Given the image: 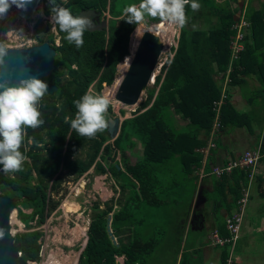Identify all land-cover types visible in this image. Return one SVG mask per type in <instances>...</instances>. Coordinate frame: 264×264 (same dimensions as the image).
<instances>
[{
    "label": "trees",
    "instance_id": "trees-1",
    "mask_svg": "<svg viewBox=\"0 0 264 264\" xmlns=\"http://www.w3.org/2000/svg\"><path fill=\"white\" fill-rule=\"evenodd\" d=\"M138 1L68 0L63 3L62 0H56L58 6L62 4V7L70 9L74 16L81 10L109 9L113 18L109 20L108 29L86 31L84 45L79 49L67 42L66 33L61 32L56 25L60 44L55 45L54 38L50 37L57 54L55 66L46 83L57 85V90L52 94L46 93L38 105L44 124L26 130V141L32 139V147L27 151L30 163L25 161L22 170L13 172L12 177L0 170V190L3 191L7 186L11 197L21 198V201L16 200L20 218L26 226L31 227V221L37 215H40L38 223L44 219V203L47 199L45 189L48 187L45 182L56 176L53 184L59 186L62 180V173L59 175L61 163H64L68 174L78 177L87 172L98 156L105 162L97 161L96 165L105 172L109 157L116 152L121 154L119 162L124 163L125 169H120L118 162L109 165V169L122 193L127 191L124 205L120 210H115L113 206L98 209V204L94 205L97 210L93 213L87 243L78 264H115L117 254L126 256L125 264H149L148 256L155 245L150 236L160 234L162 239L159 237L158 240L161 243L164 241L165 223H172L171 218L177 219L182 212L181 205L176 201H183L192 192L189 193L186 185L193 179L189 176L192 166L197 168L201 165V148L205 146V140L200 138V133H209L215 118L220 129H231L250 126L252 118L258 115L257 112L237 109L231 103L228 91L217 110L230 60L227 86L240 88L243 96L247 97V81L241 76L256 74L259 87L252 90L248 97L251 103L264 105V10H253L251 6L248 8L246 31L239 39L242 48L231 58L230 45L236 23L231 0L227 4H220L216 0H196L199 4L202 2L203 9L208 7L216 15V22L208 29L190 28L188 19L196 11L191 9L190 4L185 6L187 22L180 30L178 47L172 60L163 65L154 86L146 88L147 95L140 101L135 114L121 122L120 132L113 142L104 145L111 138L108 129L97 133L94 139L79 136L71 127V120L76 118L77 113L74 101L87 93L93 83H96L98 90L104 84L113 83L118 63L129 53L130 34L136 26L125 21L127 17L123 9ZM43 8L46 14L51 13L50 0L44 1ZM40 42L44 40L40 39ZM207 61L216 64L215 73L210 70ZM61 66L67 69L68 77H63L65 71L60 69ZM215 74L220 76L214 77ZM170 105L179 110L180 117L188 120L186 126L175 127L170 116ZM109 109L111 111L110 105ZM66 117L68 122H65ZM108 118L109 114H106ZM138 138L142 143L140 156L136 163H129L126 152L136 149ZM85 147H88L86 158L72 159L79 149ZM20 151L25 155L23 144ZM261 151L264 155V134ZM206 170H210V165ZM248 171L236 168L230 174L214 178L213 191L216 192L217 206L221 208L223 204L227 209H232L231 206L238 209V200L243 195L242 188L249 181ZM165 174L169 182L163 179ZM33 180L36 185L31 187ZM263 187L261 192H264ZM228 190L233 198L229 202L226 199ZM168 194H171V200L166 196ZM165 199L171 205L175 202L174 206L177 207L163 204ZM23 206L32 208V212L23 213ZM163 211L168 213L165 218ZM199 212L197 210L195 214L194 225L200 221ZM110 213L114 229L112 234L117 238V243L113 242L108 230L107 216ZM222 235H229L226 228ZM40 236L41 232L37 230H29L17 236L18 243H21L23 262L31 264V261L39 259ZM228 244L223 247L220 264H230L228 257L231 249L226 247ZM184 254L187 256V253ZM193 260L188 258L180 264L200 263V260Z\"/></svg>",
    "mask_w": 264,
    "mask_h": 264
},
{
    "label": "rangeland",
    "instance_id": "rangeland-1",
    "mask_svg": "<svg viewBox=\"0 0 264 264\" xmlns=\"http://www.w3.org/2000/svg\"><path fill=\"white\" fill-rule=\"evenodd\" d=\"M63 3L67 2L68 0H62ZM218 3H226L228 0H216ZM44 2H42L39 5V10L35 14V16L29 20L27 19H20L17 18L16 20L12 19L9 22L5 23L3 26H0V45H4L6 47H31L36 44H40V39H43L44 41L50 42V37H53V43L55 45H59V35L57 34L56 25L52 23V13L46 14L44 12V15H40V9L43 7ZM201 6L202 2L200 3ZM230 5L233 8V14L234 19L236 21L235 23V32L237 39L241 38L242 33L244 32L245 24H242V15L244 14V9L242 10V7L245 5L244 1H236L231 0ZM237 5V7H236ZM254 5V3H253ZM62 7V4H60ZM236 7V8H235ZM236 9V10H235ZM123 16V15H122ZM101 18H105L107 22L109 23V20L113 18V16L108 15V9H105L102 11ZM216 22V15L211 12V10L206 7L196 11L193 13L192 16L188 19V26L190 28H199V29H205L208 28L211 24ZM151 23L147 22L145 28L149 27ZM238 26V27H237ZM108 27H105L106 29ZM151 28V27H150ZM176 32L173 34V43L170 45H164L162 54L159 58L157 67L155 69V75L154 79L149 82L147 87H153L155 82V77L161 73V69L164 67L163 65L166 63L167 59L171 58L173 54V47H175V44L178 41V35L180 33L181 28L175 27ZM142 32V31H141ZM132 33L130 34L131 38ZM108 36V35H107ZM140 37V36H139ZM164 37L166 39V36L164 34ZM233 39L235 40L236 38ZM131 45V41L129 39V47ZM237 49V48H236ZM130 53V52H129ZM128 53V54H129ZM120 63V62H119ZM117 65L116 73L114 76V79L116 77H120L124 71V69H119V66ZM210 70L215 73L216 67L214 63H207ZM61 70L65 71V75L63 74V77H68V72L65 67H60ZM45 82H47L48 77L41 79ZM114 85V84H113ZM112 85H103V88L100 90L97 89L96 83H93L90 85V87L87 90V93L93 94V95H103L110 100V106L111 111L108 109L107 115L109 114V117H119L121 119V122L128 117H131L135 114V110L139 106V103L142 99H144L147 95L146 90H144L143 94L140 97V100L138 103L134 105H126L123 102H121L117 98V92L112 91L109 95L106 94V91L111 87ZM228 87V86H227ZM227 87L225 86V89L227 90ZM224 89V90H225ZM228 91H231V88H228ZM220 101L217 103V110L220 107ZM39 105V104H38ZM38 107V106H37ZM239 107V105H238ZM170 113L173 117V120L176 123V126H180V124L183 123V119L179 117V110L170 105ZM185 123V122H184ZM218 122H214L212 133L215 135H211L209 138L211 140L208 142L207 147L203 149L204 153L207 151V156L210 154L209 151L211 149H218L216 144V139L219 133H222V129H218ZM224 138L227 139L225 142L233 143L235 145H238L239 143L243 144L247 139L251 138V135L247 131V128L242 127H236L233 129V131L226 135ZM114 138L108 139L105 143L108 142L112 143ZM32 139L26 141L24 138L23 145L25 150V156L27 157L26 161L30 163V157L27 155V151L32 147ZM140 139H136V149L134 150H127L126 152V158L128 159L129 163H136V161L139 158V154L141 153V144ZM246 147V146H245ZM88 147L79 149L77 153H75L72 156V159H78V158H86L87 157V150ZM38 150V149H36ZM45 149H43V152ZM223 155L226 156L230 150V148L227 149V152H225V149H222ZM43 154V153H42ZM121 154L119 155L118 152L112 154V156L109 157V165L114 164L115 162H118L120 169H125L124 163L119 162L121 161ZM105 162L100 156L97 157L96 162ZM96 162L85 172L84 174L76 177L75 174H68L67 168L64 167V163H61L59 175L62 173L61 177L62 180L59 184V186H54L53 181L56 179L53 177L51 180L46 181V185L48 186L45 191L47 194V199L45 201V208L43 212V221L38 223V219H40V215H37L34 220L31 221V227L26 226L23 219L20 218V209L15 210V218H13V221H11V228L10 232H12L13 241L18 243L17 236L19 234L25 233L29 230H37L41 232V236L38 240V244L40 245L39 250V259L37 261H31L33 263L31 264H78L80 256L85 248L87 239H88V229L90 226V222L92 220L93 213L97 210L94 208L95 204H98V209H105L109 206H113L115 210H120L125 202V195L126 192L121 191L119 185L117 184L116 178L112 175L109 165L107 166V163L105 164L106 169L105 172L102 171L98 165H96ZM0 170L3 172V167H0ZM244 170V169H243ZM247 171V170H245ZM6 174V173H5ZM10 177H12L13 172L7 173ZM230 174V173H227ZM208 178L209 175H205V178ZM221 177V176H220ZM168 178L167 174H165V177L163 178L165 182H169L170 180L166 181ZM250 183L252 182V179H254L253 184H255V187L258 186L255 180V169L254 172H252L249 175ZM31 187H34L36 185V181L33 180V182L30 183ZM249 193L250 197L252 196V189L249 184ZM205 188L208 190L212 189V184L210 180H206ZM0 190V195H9V189L8 187H4ZM201 190V189H200ZM198 191L197 195L195 197V209L203 206L205 199V195L202 193V191ZM244 192V190H243ZM230 193V194H229ZM166 194V193H165ZM162 194H160L161 196ZM216 192L212 191L209 195H207L209 201H207L205 204V207L208 208L209 212L211 214H214L215 216L218 213V206L217 201L215 199ZM231 195V196H230ZM10 196V195H9ZM169 200L171 194L166 195ZM163 197V196H162ZM15 200L18 199V197H13ZM232 193L228 190L226 192V199L227 201H231ZM21 201V198L18 199ZM168 199H165V202L163 204L171 206L170 201ZM17 202V201H16ZM193 204V206H194ZM259 204L257 206V209H253V214L255 215L258 211ZM237 210V209H236ZM23 213H31L32 208H26L22 207L21 210ZM222 213H226V209L223 207L221 208ZM235 211V210H234ZM164 217H165V211H163ZM220 213V210H219ZM111 214V213H110ZM233 214V212L231 213ZM246 214V211H245ZM253 215V216H254ZM229 215L226 216V218ZM107 220L109 219L112 221V214L107 216ZM181 217V216H180ZM218 217V216H217ZM216 221V219H215ZM244 225H248V221L251 220H245L244 218ZM21 222V223H20ZM180 225V223H179ZM199 226V225H198ZM260 226H258L259 228ZM76 228H79L78 230H75ZM84 230V231H83ZM108 230L110 234L112 235L113 228L112 226H108ZM252 229H249L247 226V231H241L240 236L245 233H251L254 231H251ZM82 231V232H81ZM257 231H259L257 229ZM179 236V242L181 241V233L175 232ZM197 232L191 233L188 240L191 244H195L197 241ZM126 235H123L124 238L127 237L128 232L125 233ZM246 235V234H245ZM154 242L155 245L152 247L153 249L150 252V256H148V262L149 264H169L170 260L174 258V250L176 248V241L165 238V241L161 243L159 241V237L162 236L160 234L158 235H152L150 236ZM149 237V238H150ZM210 239H214L211 238ZM113 242L117 243V238L115 236H112ZM247 240V243L244 245L246 246L248 253L244 255L243 261L247 264H264V244H262L264 241V237L254 238L252 237L250 241ZM14 242V244H15ZM214 244V240L213 243ZM231 244V243H230ZM233 245V244H232ZM229 245L226 247L228 248ZM16 247V246H15ZM217 247H224V246H217ZM229 249V248H228ZM230 255L228 257V262L230 264H233L236 262L232 261L235 259V253L236 250L232 249L230 250ZM195 256V254H193ZM239 258V256H236ZM20 259V257H19ZM115 264H125L126 256L124 254L122 255H116L115 256ZM240 259V258H239ZM241 260V259H240ZM35 262V263H34ZM16 264H21V262H17ZM236 264H241L239 261ZM244 264V263H242Z\"/></svg>",
    "mask_w": 264,
    "mask_h": 264
},
{
    "label": "clouds",
    "instance_id": "clouds-1",
    "mask_svg": "<svg viewBox=\"0 0 264 264\" xmlns=\"http://www.w3.org/2000/svg\"><path fill=\"white\" fill-rule=\"evenodd\" d=\"M31 3L33 0H0V19L7 15L13 5L14 10L18 8V11L19 9L27 11ZM189 4L194 12L201 7L196 0H140L139 5L131 4L125 7L123 12L128 24L146 25V18H151L183 28L187 22L185 6ZM50 5L52 23L58 25L61 32L66 33L65 38L69 44H74L77 49L83 47L84 33L94 27L93 20L82 15L74 16L70 9L58 6L56 0H50ZM99 15H102V11ZM3 23L5 21L0 22V25ZM152 24L153 22L149 27ZM179 37L180 33L178 41ZM178 41L175 46H178ZM174 48L171 58L167 61L172 60L175 53ZM7 55L8 49L0 45V137H2L0 139V165H3L4 173L22 170L27 157L20 151V148L27 134V128L36 129L44 124L41 118L42 113L37 106L49 87L45 81L36 77H21L18 84H12L11 74L5 79ZM74 105L77 113L76 118L71 120V127L79 136L94 139L97 133L108 128L106 113L110 105L109 98L85 93L80 99L74 101ZM65 122H68L67 117Z\"/></svg>",
    "mask_w": 264,
    "mask_h": 264
},
{
    "label": "crops",
    "instance_id": "crops-1",
    "mask_svg": "<svg viewBox=\"0 0 264 264\" xmlns=\"http://www.w3.org/2000/svg\"><path fill=\"white\" fill-rule=\"evenodd\" d=\"M240 1V0H238ZM244 1V6L242 7V10L244 11V14L242 15V24H245V29L244 32L242 33V35L245 33L246 31V27H247V19H246V13L248 8L251 6V8L253 10H264V0H241ZM140 1H138L137 3H133L136 5H139ZM254 3V5H253ZM237 4V1H236ZM109 7V6H108ZM237 7V5H236ZM235 7V8H236ZM12 10H14L13 7H11V9L8 11L12 12ZM94 10V9H93ZM236 10V9H235ZM96 11V10H95ZM44 8L40 9V15L43 16L44 15ZM101 12V11H100ZM108 15L110 16V12L108 9ZM147 22L150 21V23H155V22H159V20H151L150 18H146ZM16 20V19H15ZM109 25V23H108ZM236 26V25H235ZM238 27V26H237ZM209 28V27H208ZM205 28V29H208ZM236 35V32L234 34V36ZM233 36V37H234ZM231 40V49H232V54H231V58L235 55L236 52H238L241 48H242V44L239 42V39L236 38L235 40L233 39ZM242 37V36H241ZM178 46H175V51L177 49ZM237 48V49H236ZM129 52H130V47H129ZM207 63H209V61H207ZM215 64V63H214ZM230 64H231V60L229 62V66L228 69L225 73V77L222 83V88H221V93H220V98L218 100V102H222V99L225 97L226 95V91H228V88H231V91L227 94H229L231 96V103L239 110H241L242 112L245 111H251V112H257L258 115H256L255 117L252 118L251 123L249 124L250 126H245L242 128H247V131L249 132V134L251 135V138L247 139L243 144L239 143L238 145H235L233 143H229V142H225L227 141L226 138H224L226 135H229L234 128L231 129H224L222 128L221 132L219 133V135L217 136L216 144H217V148L218 149H211L210 154L207 156V151L206 154L204 153L203 149L205 147H207L208 142L211 140V138H209L211 135H215L212 133V128L209 131V133L202 131L200 133V138H202V140H205V147L201 148V152H202V160H201V165L198 166L197 168L192 166V172L189 174L190 177H192V180H189V182L186 185V188L190 191L191 194L187 195L185 198H183V201H176L178 202V204H180L181 208H182V212L180 213V216L176 219V218H171L172 219V223H165L166 226V231L165 234L163 236V239L165 241V238L167 237L168 239L171 238V240H175L176 241V248L174 250V258L172 260H170L169 264H180V262H182L183 260H188V258H190V260L192 259H197L200 260V263L198 264H220L221 262V254L223 251V247H217L219 245H216L215 243H213V240L210 239V237L212 238L214 233H218L220 235H222V231L225 232V228L228 231L227 225H226V216L230 215L232 212L236 211V207L235 206H231L232 209H227V206L222 204L221 208H225L226 209V213H222L220 206L218 207V213L215 216L214 214H211L208 210L207 207H205V203L207 201H209L207 195H209L213 189H214V178L220 177L218 175H212L213 173L211 172L212 167H216V166H221L225 163H227L230 160H234L236 158H238L240 155H242L246 150H260L261 153V159L258 163V165L255 168V180L258 186L255 187V184H253L254 179H252V182L250 183V179L248 181L247 186H244L242 188V192L244 189H247L249 184L251 187V191H252V196H249L248 202L246 204L245 207V211L246 214L244 212V216H243V223H242V232L243 231H247V226L249 229H252L251 233H245L244 235L242 234V236L238 237L239 243L238 246L236 247V253H235V260L236 263L239 261L241 264H247L246 262L243 261V256L246 255L248 253V250L246 248V246L244 245V243H247V240L250 241V239L252 237L254 238H261L264 237V192H261V187L264 186V155L261 151V144H262V140H263V134H264V105L260 104L257 105L255 103H251L249 100V95L250 92L252 90L257 89V87H259V81H258V76L256 74H246V75H242L241 77H243L246 81H247V92L246 94L248 95L247 97L243 96V91H241L240 88H232V87H227V75H228V71L230 69ZM216 67V64H215ZM217 70V67L216 69ZM220 74H215L214 77H219ZM225 86L227 87V90L225 89ZM225 89V90H224ZM221 105V103H220ZM239 105V107H238ZM171 114V113H170ZM171 116V115H170ZM179 116V115H178ZM180 117V116H179ZM172 120L173 117L171 116ZM182 118V117H181ZM183 119V123L180 124V126H176L175 121L174 125L176 128H182L184 126L187 125L188 120L187 119ZM217 119H214V122ZM185 122V123H184ZM213 122V125H214ZM236 128V127H235ZM220 129V127L218 128ZM216 136V135H215ZM246 146V147H245ZM225 149V152H227V149L230 148L231 151H229V153L224 156L223 155V151L222 149ZM210 165V170L207 171L206 168L207 166ZM251 171H248V174L250 175ZM209 175V177L205 178V175ZM217 176V177H216ZM249 177V176H248ZM210 180L211 184H212V189L208 190L207 188H205V184H206V180ZM264 188V187H263ZM201 189V190H200ZM202 191V193L205 195V199L206 200L203 204V206L195 209V197L197 195L198 191ZM228 192V191H227ZM230 194V193H229ZM231 196V195H230ZM233 198H231L232 201ZM194 204V206H193ZM259 204V208L258 211L255 215L252 213L253 209L256 210L257 206ZM173 206L175 205V202H173L172 204ZM171 205V207H172ZM177 207V206H174ZM179 207V206H178ZM175 208H173L172 210H174ZM197 210H200L199 212V216H200V221L198 222V225H194V219H195V214L197 213ZM220 210V213H219ZM235 210V211H234ZM175 211V210H174ZM165 214H168L167 212ZM254 215V216H253ZM218 216V217H217ZM165 218V217H164ZM244 218L245 220L250 219L251 221H248V225H244ZM216 219V221H215ZM180 223V225H179ZM225 223V225H224ZM90 224V223H89ZM109 224V222H108ZM258 226H260L258 228ZM257 229L259 231H257ZM195 231L197 232V241L195 244H191L190 241L188 240L189 236L191 233H195ZM175 232H180L181 233V241L179 242V236H177L178 234H176ZM241 232V233H242ZM229 233V232H228ZM223 236V235H222ZM228 236V235H225ZM264 244V241H262ZM184 253H187V256H185ZM195 254V256L193 255ZM236 256H239V258H237ZM185 258V259H184ZM195 260H193V262H196ZM233 260V259H232ZM168 264V263H167Z\"/></svg>",
    "mask_w": 264,
    "mask_h": 264
},
{
    "label": "water",
    "instance_id": "water-1",
    "mask_svg": "<svg viewBox=\"0 0 264 264\" xmlns=\"http://www.w3.org/2000/svg\"><path fill=\"white\" fill-rule=\"evenodd\" d=\"M39 4L40 0H33V3L28 6L27 11L19 9L18 15L27 20L33 18L37 13ZM99 13L100 11L86 9L81 10L77 16L82 15L90 17L93 20L94 27L88 31H100L105 29L108 22L105 18L100 21H95V18ZM7 16L8 12L4 18L0 19V22L5 21ZM158 23L159 22L153 23L151 27L156 30ZM136 27L132 31V34ZM131 39L132 35L130 41ZM6 48L8 49V55L6 57L7 66L5 68L4 78L7 79L9 74H11L12 84H18L21 77L46 78L50 75L55 66V56L57 52L47 41L31 47ZM163 48L164 44L154 37V33L151 30H146L139 40L132 61L126 70L122 83L117 91V98L121 102L126 105H134L139 102L141 95L148 86L147 84L154 79L155 69ZM114 82L115 79L112 85ZM48 86L47 93L52 94L57 90V85L55 84H48ZM108 125L107 129L110 136L115 138L120 132L121 119L119 117H109ZM0 139H2V137H0ZM16 209L17 202L13 197L7 194L0 195V264H16L17 262L27 264L19 260L16 251L17 247L13 245V238L8 240V234L4 231L3 224L7 222L9 216H11ZM108 222V226H111L110 219Z\"/></svg>",
    "mask_w": 264,
    "mask_h": 264
},
{
    "label": "built area",
    "instance_id": "built-area-1",
    "mask_svg": "<svg viewBox=\"0 0 264 264\" xmlns=\"http://www.w3.org/2000/svg\"><path fill=\"white\" fill-rule=\"evenodd\" d=\"M216 122H218V120H216ZM218 126L220 127L219 123ZM260 159H261V153L259 149L246 150L238 158L234 160H230L221 166L213 167L212 173L218 176H222L223 174L231 173L236 168L250 170V171L252 170V172H254V169L258 165ZM249 196L250 193L248 187L247 189H244L242 197L238 200L239 202L238 209L235 212H233V214L229 215L226 218L229 235L222 236L216 232L214 233L212 238H214L213 240L216 245L225 246L228 243L235 244L237 242L241 232L243 216ZM232 249L234 248L232 247Z\"/></svg>",
    "mask_w": 264,
    "mask_h": 264
},
{
    "label": "bare ground",
    "instance_id": "bare-ground-1",
    "mask_svg": "<svg viewBox=\"0 0 264 264\" xmlns=\"http://www.w3.org/2000/svg\"><path fill=\"white\" fill-rule=\"evenodd\" d=\"M175 27H177V26H175V25H169V24L161 23V22L158 23V27H157L156 30H154L153 27H151V28L150 27H148V28L146 27L145 28L144 25L137 26L136 29H138V30L135 29V31L132 34L131 45H130V53L128 55H126L123 58V60L119 63V65H121V66H119V69H124V71H123V73H122V75L120 77H116L115 82H114V85H112L106 91V94L109 95L115 89H116L115 92L118 91L119 86L121 85L122 80L124 78L125 72L128 69V67H129V65H130V63L132 61V57L134 56V53H135L136 47H137V45L139 43V40L141 39V37L143 36V34L145 33L146 30H151L154 33V37H156L158 40H160L164 45H170V44L173 43V34H175L174 32H176ZM164 34L166 36V39L164 37ZM13 218H15V210L11 214V216H9V218L7 219V222L5 224H3L4 231H5V233L8 234V238H7L8 240H11L13 238L12 232H10L11 221H13ZM9 226H10V228H9ZM78 229L79 228H76L75 230H78ZM13 245H15L17 247V250L16 251H17L18 258L20 257L19 260L20 261H23L22 251H20V249H21V243H16L15 242V244H13ZM228 245H229L228 246L229 249H232V247L234 248V246H235L234 243H233V245L230 244V243Z\"/></svg>",
    "mask_w": 264,
    "mask_h": 264
},
{
    "label": "flooded vegetation",
    "instance_id": "flooded-vegetation-1",
    "mask_svg": "<svg viewBox=\"0 0 264 264\" xmlns=\"http://www.w3.org/2000/svg\"><path fill=\"white\" fill-rule=\"evenodd\" d=\"M44 1L45 0H40V4L42 2H44ZM43 5H44V3H43ZM12 7L14 8L15 6L13 5ZM41 9H43V7H41ZM38 10H39V8L37 9V11ZM17 18L24 19V18H22L21 16L18 15V8H16V10H12V12H9V14H8V16H7L6 20H5V23L9 22L12 19L15 20ZM100 20H101V16L100 15L95 18V21H100ZM5 23L1 24L0 26H3Z\"/></svg>",
    "mask_w": 264,
    "mask_h": 264
}]
</instances>
